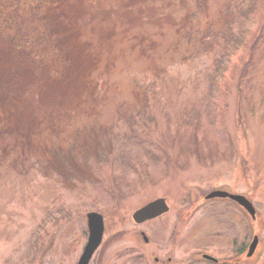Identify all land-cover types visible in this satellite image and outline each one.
<instances>
[{"label": "rangeland", "instance_id": "1", "mask_svg": "<svg viewBox=\"0 0 264 264\" xmlns=\"http://www.w3.org/2000/svg\"><path fill=\"white\" fill-rule=\"evenodd\" d=\"M11 1L0 0V264H76L89 211L104 219L92 264H152V222L132 213L165 197L169 225L189 189L251 196L264 218V0L246 22L253 0H25L2 16ZM16 15L47 19L63 55L24 52L29 20ZM240 21L249 32L219 61L212 36ZM206 212L190 217V250Z\"/></svg>", "mask_w": 264, "mask_h": 264}, {"label": "flooded vegetation", "instance_id": "2", "mask_svg": "<svg viewBox=\"0 0 264 264\" xmlns=\"http://www.w3.org/2000/svg\"><path fill=\"white\" fill-rule=\"evenodd\" d=\"M213 191H224L228 195L210 197L209 194ZM231 194L241 193L225 187H211L205 191L201 189L184 191L182 202L186 206L174 214L169 225H167L165 216L172 211V207L164 197L168 206L166 212L150 220L137 223L143 225L152 222L154 234L151 243V263L264 264V218L261 217L260 210L253 203V197L241 194L250 201L253 208V212H250L244 204L235 201ZM201 208L209 213L206 212L204 221L199 227L202 232L201 240L199 239L198 245L190 250L192 245L188 244V236L191 235L190 217ZM234 215L238 219H234ZM154 222H156L155 225ZM139 233L142 241L147 243V236L143 231ZM85 244L86 241L81 246L79 256ZM100 246L101 244L88 264H92ZM180 246L184 248L182 252H178Z\"/></svg>", "mask_w": 264, "mask_h": 264}, {"label": "trees", "instance_id": "3", "mask_svg": "<svg viewBox=\"0 0 264 264\" xmlns=\"http://www.w3.org/2000/svg\"><path fill=\"white\" fill-rule=\"evenodd\" d=\"M25 0H12L11 2H8V4H6L4 7H2L1 9V13L2 16L7 15L8 17L11 16V11H8L12 8L13 10L18 9L20 6H25L27 4H24ZM256 0H253V2H250L249 6L243 7L242 9V15L244 16V18H242L245 22L247 21V19L249 20L251 18V16H247L250 11L255 8V6L252 3H255ZM23 4V5H22ZM18 15H16V19H13L12 22L17 20H20L21 22H25L27 20V17L25 19L17 18ZM46 19V18H45ZM29 32H24V34L26 35V39H25V47L24 48H28V51H24L21 50V52H29V54H34L37 53L39 50H42L43 47H45L46 50V54L47 56L51 57V58H60L63 54H62V50L58 49L57 47V43L56 40H53L51 37V31L50 28L47 27V22L46 20H42L40 18H37L36 16L32 15L29 19ZM27 20V21H28ZM13 25V24H12ZM244 22L240 21L239 24H237L235 27H233L232 24H230L226 30L221 31L220 34H216L213 37L214 40H216V42L220 45H222V51L218 53V59L219 61H221L226 54L230 55L233 51L236 50V48L239 47V45L243 42L244 40V36L245 33L249 32L248 29H242L241 27L244 28ZM15 26V24L13 25ZM3 29H1L0 32H2ZM56 34L57 36L63 38V33L62 31H60L58 29V26L56 27ZM211 36V35H210ZM17 45V44H15ZM18 46V45H17ZM23 46V45H22ZM20 46V47H22ZM221 65L220 64H215V75L211 78L210 77V83H209V87L212 88V85L215 84V82H213V80H216L217 75L221 74ZM212 79V81H211ZM241 83V82H240ZM189 122V121H188ZM103 162L105 161L104 158H102ZM123 166H130V163L126 160L122 161ZM40 229H38L37 231L33 232V242L32 244H36V236L39 234ZM31 251H35V246H33L31 248ZM34 256L31 255V257L29 258V260H31Z\"/></svg>", "mask_w": 264, "mask_h": 264}, {"label": "water", "instance_id": "4", "mask_svg": "<svg viewBox=\"0 0 264 264\" xmlns=\"http://www.w3.org/2000/svg\"><path fill=\"white\" fill-rule=\"evenodd\" d=\"M226 194L228 193L224 191H213L209 194V196L213 197L217 195L220 196ZM231 197L239 203L244 204L250 212H253L251 204L249 203L248 199H246L244 196L234 194ZM167 210L168 206L165 203V200L163 198H158L135 210L132 214V219L136 223H141L145 220L154 218L166 212ZM86 218L88 226V238L77 264H88L94 251L97 249L102 240V235L104 231V223L101 214L92 211L87 213Z\"/></svg>", "mask_w": 264, "mask_h": 264}]
</instances>
